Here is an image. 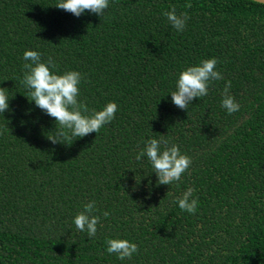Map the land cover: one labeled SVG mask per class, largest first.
Segmentation results:
<instances>
[{"label": "trees", "instance_id": "16d2710c", "mask_svg": "<svg viewBox=\"0 0 264 264\" xmlns=\"http://www.w3.org/2000/svg\"><path fill=\"white\" fill-rule=\"evenodd\" d=\"M59 0H0V264H264V4L252 0H109L76 17ZM190 4L191 7H186ZM190 17L183 32L164 13ZM84 79L85 114L118 105L98 133L52 143L56 121L30 102L23 56ZM215 58L223 79L187 110L172 103L179 74ZM239 103L229 114L224 88ZM29 98V99H28ZM191 157L179 181L158 184L146 141ZM194 188L195 214L178 198ZM89 201L97 233L75 216ZM105 211L110 212L104 217ZM136 243L120 260L108 239Z\"/></svg>", "mask_w": 264, "mask_h": 264}, {"label": "clouds", "instance_id": "9594fccd", "mask_svg": "<svg viewBox=\"0 0 264 264\" xmlns=\"http://www.w3.org/2000/svg\"><path fill=\"white\" fill-rule=\"evenodd\" d=\"M80 17L85 12L102 17L109 7V0H59L54 6ZM186 7H191L190 4ZM171 26L178 32H183L188 19L187 13L177 14L175 7L164 13ZM25 73L21 81L29 89L30 102L56 121V135L48 137L52 143H64L72 137L82 138L91 133H98L100 129L111 123L118 111L115 102H109L102 110L85 114L88 109L83 106L78 97L80 84L84 79L78 71L71 70L58 74L56 64L51 57L42 62L38 51L27 50L23 56ZM217 59L203 60L199 65L187 67L179 74L176 90L171 92L172 103L182 110L196 99L208 95L209 84L214 80L223 79L221 72L216 70ZM230 83L224 88L222 106L232 114L239 110L240 105L235 98L229 95ZM9 94L6 88L0 87V113L9 110ZM146 156L151 162L154 173L158 177V184L171 185L179 181L182 175L191 167V157L181 153L177 145L167 146L163 139H150L145 147L135 157L140 160ZM194 188L188 187L178 198L177 202L182 211L195 214L198 199L193 198ZM96 209L95 201H89L74 218L76 228L86 231L89 238L94 237L98 230L100 217L93 215ZM104 217L110 212L105 211ZM107 253L115 254L120 260L131 259L139 251L136 243L127 239H108Z\"/></svg>", "mask_w": 264, "mask_h": 264}, {"label": "water", "instance_id": "95a60500", "mask_svg": "<svg viewBox=\"0 0 264 264\" xmlns=\"http://www.w3.org/2000/svg\"><path fill=\"white\" fill-rule=\"evenodd\" d=\"M252 1L264 4V0H252Z\"/></svg>", "mask_w": 264, "mask_h": 264}]
</instances>
